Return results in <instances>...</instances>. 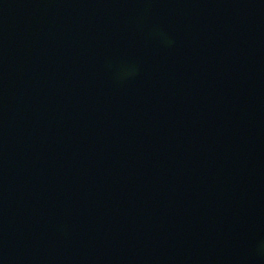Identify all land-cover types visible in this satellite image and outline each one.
I'll list each match as a JSON object with an SVG mask.
<instances>
[{"label": "water", "instance_id": "1", "mask_svg": "<svg viewBox=\"0 0 264 264\" xmlns=\"http://www.w3.org/2000/svg\"><path fill=\"white\" fill-rule=\"evenodd\" d=\"M0 264H264V0H0Z\"/></svg>", "mask_w": 264, "mask_h": 264}]
</instances>
